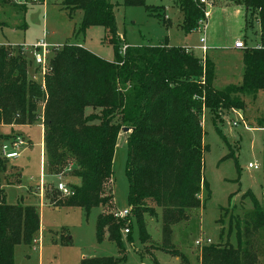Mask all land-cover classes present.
<instances>
[{"label":"trees","instance_id":"1","mask_svg":"<svg viewBox=\"0 0 264 264\" xmlns=\"http://www.w3.org/2000/svg\"><path fill=\"white\" fill-rule=\"evenodd\" d=\"M175 1L182 15L178 26L185 33L195 30L204 16L201 4L198 0ZM231 1L257 19L261 43L243 49L242 81L226 89L213 85L212 60L202 62L184 47L126 44L121 52L123 37L117 33L110 0H62L61 7L69 17L81 13L75 36L85 35L93 26L104 28L113 48V61L67 42L54 52L41 85L28 78L33 69L31 58L20 48L0 46V126L32 125L42 117L44 169L58 173L67 167L76 179L68 185L72 191L68 198L55 201L52 187H48V200L54 206L79 207L86 213L101 207L95 224L97 242L106 237L123 252L120 231L129 217L137 220L142 242L148 241L140 211L147 212L159 216L163 243L148 247L187 263L167 244L172 226L188 220L189 211L201 205V193L206 191L210 196L203 177V153L207 150L203 111L208 110L216 120L226 110H241L244 96L256 99L264 90V0ZM122 5L160 9L147 6L145 0H122ZM39 104L43 105L40 117L36 113ZM87 108L92 112L86 114ZM258 127L264 128V116ZM123 128H129L124 172L131 215L120 219L111 211V181L114 151ZM13 137L0 132V144ZM228 157L230 153L223 159ZM6 162L0 153V166L5 167ZM16 175L15 182H19L20 172ZM251 200L250 220H235L236 245H202L199 264H264L248 242L251 232L264 229V207L253 196ZM128 227L127 235L131 224ZM39 230L40 215L35 206L6 203L0 188V264H14L15 246L31 244ZM120 260L92 256L82 258L79 264H120Z\"/></svg>","mask_w":264,"mask_h":264},{"label":"rangeland","instance_id":"2","mask_svg":"<svg viewBox=\"0 0 264 264\" xmlns=\"http://www.w3.org/2000/svg\"><path fill=\"white\" fill-rule=\"evenodd\" d=\"M110 1L114 5L117 33L123 37L121 52L126 44L142 46L167 43L169 46L184 47L202 60L199 39L207 25L204 32L206 43L209 45L214 42V46L207 50L205 59L209 58L214 63L213 85L217 89L239 85L242 81L243 49L235 48L234 41L241 40L246 47L261 43L257 19L249 13L243 18V8L235 7L231 0H206L205 3L198 0L206 15L198 20L197 28L188 33L178 26L182 15L175 0H145L147 6L160 7L155 10H147L144 6H123L122 0ZM61 2L10 0L7 4L0 0V46L11 45L18 49L20 45L44 39L50 45L59 46L53 48L50 53L53 56L56 50L68 42L83 44L99 57L113 61V48L106 39L104 28L93 26L86 30L85 35L75 36L81 13L77 11L69 17L62 9ZM25 55L31 57L28 52ZM32 68L28 78L42 85L44 74L35 65ZM243 101L244 107L238 111L240 117L233 109H229L213 120L208 110L203 111V144L207 146L203 153V177L208 183L210 196L206 191L201 193V205L189 211L188 220L172 226L170 242L167 244L168 248L184 256L187 263L151 248L163 243L159 216L154 217L147 212L140 211L149 235L148 241L142 242L137 220L129 217L125 220L124 228L131 224V233L124 234V228L120 231L123 252L106 237L102 242H97L96 218L103 209L95 207L86 213L82 208L64 204H58L55 208L48 200L46 189L52 187L53 197L58 202L68 197L57 189V177L60 176L67 186L75 183L76 179L67 167L58 173L43 170L39 126L17 129L18 133L29 138L31 145L26 147L21 157L7 160L5 167L0 166V188L3 189L6 203L35 206L40 215L41 232L35 238L36 242L15 246L14 264H78L83 255L121 258L120 264H199V250L207 239L214 245L227 242L236 245L234 223L236 219L242 222L250 220L254 206L252 196L264 207V128L258 127V120L264 116V90L259 92L256 99L244 96ZM42 111L43 105L39 104L36 111L39 117ZM91 112L90 108L85 111L86 114ZM244 124L250 129H245ZM1 131L9 133L6 128ZM126 137V132H120L113 156V212L129 207L128 183L124 172ZM228 153L230 157L223 159ZM248 163L257 164L259 168H248ZM18 171L20 181L15 182ZM8 176H11L9 181ZM39 186H43V195L39 192ZM198 239L204 240V243L196 245ZM248 242L263 261L264 229L251 232Z\"/></svg>","mask_w":264,"mask_h":264},{"label":"built area","instance_id":"3","mask_svg":"<svg viewBox=\"0 0 264 264\" xmlns=\"http://www.w3.org/2000/svg\"><path fill=\"white\" fill-rule=\"evenodd\" d=\"M34 2H37V0H33ZM200 2H206V0H200ZM204 14L206 15V13L204 12ZM258 22V21H257ZM259 24V22H258ZM207 28V25L206 27L203 28V33L202 35L200 36V39H199V42H200V46H199V49L202 51V62H204V59H205V56H206V53H207V50H208V47L206 45V41H205V29ZM55 47H59V46H53V45H50L48 44L47 42H45L44 39H39L37 40L35 43L33 44H24V45H20L19 48H20V51L22 54L25 55V53H29L31 54V60H32V63L33 65H35L36 67H38L40 69V71L42 72V74H46L47 71L49 70V62H50V59H51V54L53 52V48ZM234 47L237 48V49H244L246 46H245V43L241 40H237L234 42ZM126 46H124L122 48V52H124ZM201 59V58H200ZM43 84V83H42ZM234 112H236L238 114V116L240 117V114L238 113V109L237 110H234ZM234 126H236V123L234 122ZM244 128L249 130L250 127L248 125H245L244 124ZM24 144V140L22 138H16V140L12 141L11 143L9 144H2L0 146V153L1 155L6 158V159H9L11 157H14L16 155V152L15 151H9L10 148L12 149H17V148H20V146ZM248 168H253V169H258L259 166L257 164H252V163H248L247 165ZM70 169V168H69ZM56 187L57 189L64 195V196H70L72 194V191L71 189L65 184L62 182V179L61 177H57V184H56ZM50 189V187H49ZM39 192L42 193L43 195V186L40 187L39 189ZM263 206H264V203H263ZM115 215L120 218V219H123V218H127L131 215L130 213V207H128L127 209L125 210H117L114 212ZM128 227H125L123 229V233L124 234H127L129 231H128ZM37 239H35L33 242H36ZM204 240L202 239H198L195 241V244L196 245H199V244H203ZM205 244H210V240L207 239L205 241ZM204 244V245H205Z\"/></svg>","mask_w":264,"mask_h":264},{"label":"crops","instance_id":"4","mask_svg":"<svg viewBox=\"0 0 264 264\" xmlns=\"http://www.w3.org/2000/svg\"><path fill=\"white\" fill-rule=\"evenodd\" d=\"M44 1V0H43ZM234 5V4H233ZM235 7H238V8H243V18H245V9H244V7L243 6H240V5H234ZM244 21H245V19H244ZM205 41L207 42V40L205 39ZM235 42V41H234ZM206 45H207V47H208V49L210 48V47H213L214 46V42H211L209 45L206 43ZM81 46H83L84 47V45L83 44H81ZM256 46H258V45H256ZM95 54V53H94ZM97 55V54H96ZM98 56V55H97ZM32 125H37V126H39V128L41 129V158H42V160H43V170H44V143H43V129H44V127H43V121H42V117H40V119L37 121V122H35L34 124H32ZM32 125H16V124H10V125H6V124H3V125H1L0 126V131L2 130V128H6V129H8L9 130V133H2V134H5V135H7V134H14L15 135V137H13V138H11V139H9V140H7V141H3L1 144H0V146L2 145V144H4V143H6V144H9V143H11L12 141H14V140H16V138H22L23 140H24V144H22L21 146H20V148H17V149H12V148H10L9 149V151H15L16 152V155L14 156V157H11V158H9V159H7L8 161L9 160H15V159H18L19 157H21L22 155H23V152L26 150V147H29L30 145H31V142H30V140H29V138L27 137V136H24L23 134H21V133H18L16 130L17 129H22V128H25V127H30V126H32ZM2 132V131H1ZM40 187V186H39ZM55 208H57V206H55ZM160 222V221H159ZM40 232H41V220H40V230H39V233H38V236H40ZM85 256L83 255V256H81L80 257V260L82 259V258H84ZM79 264V263H78Z\"/></svg>","mask_w":264,"mask_h":264},{"label":"water","instance_id":"5","mask_svg":"<svg viewBox=\"0 0 264 264\" xmlns=\"http://www.w3.org/2000/svg\"><path fill=\"white\" fill-rule=\"evenodd\" d=\"M122 131L123 132H128L129 131V128H123Z\"/></svg>","mask_w":264,"mask_h":264}]
</instances>
